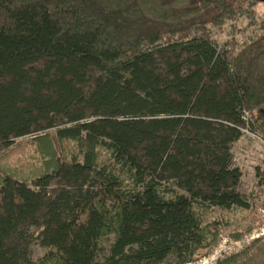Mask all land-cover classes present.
<instances>
[{"label": "trees", "instance_id": "16d2710c", "mask_svg": "<svg viewBox=\"0 0 264 264\" xmlns=\"http://www.w3.org/2000/svg\"><path fill=\"white\" fill-rule=\"evenodd\" d=\"M237 15L228 0H0V161L50 131L82 158L0 168V264H191L217 241L205 212L264 199V182L238 191L232 151L245 113L264 140V19L236 52L197 35Z\"/></svg>", "mask_w": 264, "mask_h": 264}, {"label": "rangeland", "instance_id": "374dc122", "mask_svg": "<svg viewBox=\"0 0 264 264\" xmlns=\"http://www.w3.org/2000/svg\"><path fill=\"white\" fill-rule=\"evenodd\" d=\"M238 15L233 20H225L219 26H208L198 36H207L219 49L236 52L244 44L262 35L261 23L264 19V4L245 0H228ZM53 132L40 134L34 139L25 138L15 142V150L4 161H0L3 170H14L20 176L21 168L28 161L33 166H41L45 172L51 173L57 169V160L79 156L77 144L65 141L57 145L51 139ZM233 157L242 177L238 191L245 196H256L264 182V140L261 133L254 129L249 116L243 136L233 147ZM12 150L9 152L11 153ZM2 153V152H1ZM99 159L109 162V154L98 149ZM16 156H21L19 162ZM1 160V159H0ZM56 189L54 183L51 190ZM218 220V235L216 244L208 254L191 264H216L233 256L231 264H264V199L261 197L252 204L250 210L222 211L214 209L203 214V223L210 224ZM242 235V237H240ZM112 237L105 239L108 246ZM45 250L38 245L31 248L32 261L37 262L45 255ZM57 264V263H54Z\"/></svg>", "mask_w": 264, "mask_h": 264}, {"label": "built area", "instance_id": "2783aa9c", "mask_svg": "<svg viewBox=\"0 0 264 264\" xmlns=\"http://www.w3.org/2000/svg\"><path fill=\"white\" fill-rule=\"evenodd\" d=\"M244 119H245V120H248V114L245 113V115H244ZM234 163H235V160H234ZM235 165H236V164H235ZM261 234H262V235L264 234V229L261 230L260 235H261Z\"/></svg>", "mask_w": 264, "mask_h": 264}, {"label": "water", "instance_id": "95a60500", "mask_svg": "<svg viewBox=\"0 0 264 264\" xmlns=\"http://www.w3.org/2000/svg\"><path fill=\"white\" fill-rule=\"evenodd\" d=\"M250 1H255V2H259V3H264V0H250Z\"/></svg>", "mask_w": 264, "mask_h": 264}, {"label": "flooded vegetation", "instance_id": "af4514ba", "mask_svg": "<svg viewBox=\"0 0 264 264\" xmlns=\"http://www.w3.org/2000/svg\"><path fill=\"white\" fill-rule=\"evenodd\" d=\"M245 1H248V2H255V1H250V0H245ZM256 3H259V2H256ZM262 4H264V3H262Z\"/></svg>", "mask_w": 264, "mask_h": 264}]
</instances>
